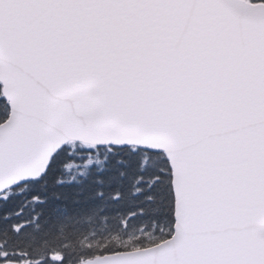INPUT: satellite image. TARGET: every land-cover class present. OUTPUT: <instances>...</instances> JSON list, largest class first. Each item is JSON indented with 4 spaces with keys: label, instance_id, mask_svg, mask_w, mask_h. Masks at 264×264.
Returning <instances> with one entry per match:
<instances>
[{
    "label": "snow or ice",
    "instance_id": "6c2138e0",
    "mask_svg": "<svg viewBox=\"0 0 264 264\" xmlns=\"http://www.w3.org/2000/svg\"><path fill=\"white\" fill-rule=\"evenodd\" d=\"M0 264H264V0H0Z\"/></svg>",
    "mask_w": 264,
    "mask_h": 264
}]
</instances>
